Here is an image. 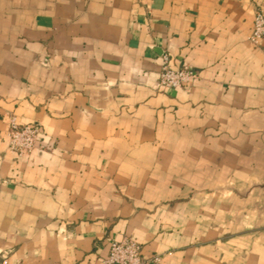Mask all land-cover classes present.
<instances>
[{
	"label": "crops",
	"instance_id": "0c3cea01",
	"mask_svg": "<svg viewBox=\"0 0 264 264\" xmlns=\"http://www.w3.org/2000/svg\"><path fill=\"white\" fill-rule=\"evenodd\" d=\"M264 0H0V264H264ZM197 78L157 88L163 58ZM35 124L18 157L10 120Z\"/></svg>",
	"mask_w": 264,
	"mask_h": 264
},
{
	"label": "built area",
	"instance_id": "2783aa9c",
	"mask_svg": "<svg viewBox=\"0 0 264 264\" xmlns=\"http://www.w3.org/2000/svg\"><path fill=\"white\" fill-rule=\"evenodd\" d=\"M264 37V13L256 11L249 41L252 45H258ZM197 78L196 72L184 66L181 69H172L167 57L163 58L160 68L157 88L180 89ZM8 148L18 157L27 156L33 149L39 146L41 130L38 125H19L14 118L10 120L7 131ZM160 256L151 255L145 257L142 246L125 237L120 241H110L107 256L102 260V264H159Z\"/></svg>",
	"mask_w": 264,
	"mask_h": 264
}]
</instances>
